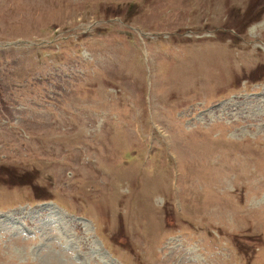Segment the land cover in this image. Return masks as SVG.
<instances>
[{"label": "rangeland", "instance_id": "rangeland-1", "mask_svg": "<svg viewBox=\"0 0 264 264\" xmlns=\"http://www.w3.org/2000/svg\"><path fill=\"white\" fill-rule=\"evenodd\" d=\"M0 214V264H264V0H0Z\"/></svg>", "mask_w": 264, "mask_h": 264}, {"label": "bare ground", "instance_id": "bare-ground-1", "mask_svg": "<svg viewBox=\"0 0 264 264\" xmlns=\"http://www.w3.org/2000/svg\"><path fill=\"white\" fill-rule=\"evenodd\" d=\"M233 107L235 106V104H233L232 105ZM262 110V109H261ZM215 112H214V110L211 108V109H208L206 112L204 111V112H202V114L204 115V117H212V116H215V114H214ZM225 115H227V116H229V117H231L232 116V113H224ZM234 116H237V115H235L234 114ZM201 117V116H200ZM251 117V116H250ZM213 118V117H212ZM235 121L237 122L238 120L237 119H235ZM242 121V120H241ZM242 130H243V128H242ZM175 246V245H174ZM183 246V245H182ZM179 247V246H178ZM172 250V249H171ZM184 251V250H183ZM179 253V252H178ZM185 256V255H184ZM191 257V256H190ZM194 260V259H193Z\"/></svg>", "mask_w": 264, "mask_h": 264}]
</instances>
